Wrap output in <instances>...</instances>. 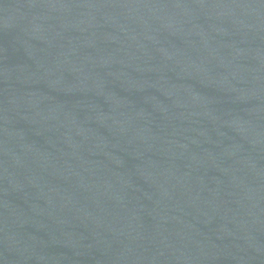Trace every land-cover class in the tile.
<instances>
[{"label":"water","instance_id":"water-1","mask_svg":"<svg viewBox=\"0 0 264 264\" xmlns=\"http://www.w3.org/2000/svg\"><path fill=\"white\" fill-rule=\"evenodd\" d=\"M0 264H264V0H0Z\"/></svg>","mask_w":264,"mask_h":264}]
</instances>
